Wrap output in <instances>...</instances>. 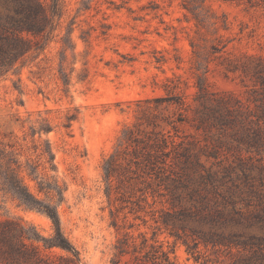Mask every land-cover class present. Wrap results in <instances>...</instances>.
Returning a JSON list of instances; mask_svg holds the SVG:
<instances>
[{"label": "rangeland", "instance_id": "obj_1", "mask_svg": "<svg viewBox=\"0 0 264 264\" xmlns=\"http://www.w3.org/2000/svg\"><path fill=\"white\" fill-rule=\"evenodd\" d=\"M56 1L61 19L45 48L18 73L0 77V144L36 161L49 143L67 185L58 208L61 227L83 263L132 264L146 239L176 264H264V147L249 148L231 128H197L193 120L200 81L212 102L223 97L252 107L251 98L264 95L254 74L264 65V0H190L196 16L184 0ZM40 2L49 7L54 0ZM156 103L184 104L154 109ZM148 115L175 141L210 155L203 161L235 201L226 208L242 218L236 226L227 223L225 232L251 237L245 246L200 242L187 249L184 237L154 221L168 205L145 183L114 176L108 185L104 160L123 148V130L146 127ZM164 117L175 120L176 130ZM7 216L35 225L45 237L53 232L46 215L17 207L0 192V220ZM43 252L65 254L55 247Z\"/></svg>", "mask_w": 264, "mask_h": 264}, {"label": "trees", "instance_id": "obj_2", "mask_svg": "<svg viewBox=\"0 0 264 264\" xmlns=\"http://www.w3.org/2000/svg\"><path fill=\"white\" fill-rule=\"evenodd\" d=\"M184 1V6L196 16L189 5L190 0ZM60 19L61 11L56 0L49 7L40 0H0V77L18 73L31 54L36 57L59 26ZM71 30L67 31L68 42ZM67 46L64 44L63 53ZM70 50H73V46ZM60 66H63L62 63ZM63 70L64 67H61L63 84L68 85V75ZM254 74L264 94V65L257 64ZM195 99L199 102L193 109L197 128L205 124L223 131L231 128L235 140L247 147H264V95H254L251 98L252 107L237 103L238 100L231 103L230 98L223 97L212 102L200 81ZM166 100L171 99L167 97ZM162 104L166 108L172 104L182 106L184 103H156L154 109H159ZM150 115L147 116L151 117L150 120L147 118V126L152 124L151 129L147 126L125 128L118 144L123 148L117 149L104 160L103 170L108 185L114 176L129 184L133 180L145 183L153 198L158 196L161 198L159 202L168 205L166 209L160 210L157 217H153L154 221L170 235L184 237L187 249H196L200 242L217 245L227 241L245 246L251 237L245 241L241 231L233 229L225 232L227 223L241 224L242 218L235 215L238 213L236 210L226 208L229 204L235 206V201L220 189L218 175L203 161V157L207 160L210 155L195 151L191 145H185L183 140L175 141L169 134L170 130L164 131L162 124L156 121L157 116ZM162 120L176 130L175 120L169 117ZM64 126L68 127L69 123ZM38 130L47 129L39 127ZM37 157L36 161L29 157L22 160L14 145L0 144V192L3 197L15 202L17 207L46 215L52 222L53 232L45 237L35 225L22 218L7 216L1 219L0 262L84 264L78 249L61 227L58 208L65 200L67 185L57 174L55 155L49 143L40 149ZM121 160L126 163L124 167ZM133 165L135 168H132ZM106 192L109 194V190ZM146 198L142 196V199ZM187 238L192 239V244ZM251 242L254 244L255 241ZM142 244L132 264H176L155 242L147 245L144 239ZM53 247L63 250L65 254L50 255L43 252V248ZM120 252L126 251L121 249Z\"/></svg>", "mask_w": 264, "mask_h": 264}]
</instances>
